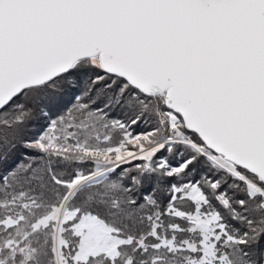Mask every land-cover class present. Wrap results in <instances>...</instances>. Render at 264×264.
<instances>
[{
	"label": "snow or ice",
	"instance_id": "snow-or-ice-1",
	"mask_svg": "<svg viewBox=\"0 0 264 264\" xmlns=\"http://www.w3.org/2000/svg\"><path fill=\"white\" fill-rule=\"evenodd\" d=\"M0 264H264V0H0Z\"/></svg>",
	"mask_w": 264,
	"mask_h": 264
}]
</instances>
